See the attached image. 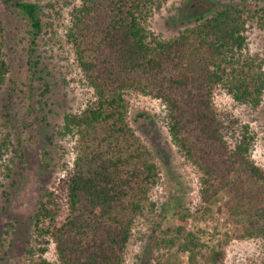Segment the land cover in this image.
Here are the masks:
<instances>
[{"label":"trees","instance_id":"16d2710c","mask_svg":"<svg viewBox=\"0 0 264 264\" xmlns=\"http://www.w3.org/2000/svg\"><path fill=\"white\" fill-rule=\"evenodd\" d=\"M2 1L24 23L15 43H23L24 72L20 87L9 85L3 102L7 131L0 137V159L15 134L17 149L12 151L22 161L26 137L38 119L35 106L44 104L49 92L36 53L43 21L35 3ZM165 1L79 0L71 10L64 41L92 98L77 113L64 116L62 128L72 137L75 153L65 174L50 190L43 189L37 201L32 245L22 248L30 264L123 263L132 228L153 207L160 179L148 149L127 122L131 93L163 106L170 143L199 175L201 211L209 212L224 195L220 209L234 224L231 237L210 248L186 230V220L195 214L180 210L175 226L160 230L153 243L163 251L154 264H222L223 246L232 237L264 241V169L251 158L253 137L246 125H237L213 104L216 88L238 104H260L264 71L246 53L253 14L245 7L247 0L230 2L160 39L144 22ZM4 31L0 19V88L10 71ZM15 95L20 110L13 114ZM5 226L8 234L12 225ZM50 247L53 261L44 256Z\"/></svg>","mask_w":264,"mask_h":264},{"label":"rangeland","instance_id":"374dc122","mask_svg":"<svg viewBox=\"0 0 264 264\" xmlns=\"http://www.w3.org/2000/svg\"><path fill=\"white\" fill-rule=\"evenodd\" d=\"M14 1V0H13ZM38 5L43 29L38 38L36 53L42 76L49 92L42 98L44 104L35 106L38 117L26 137L24 158L20 161L12 149L16 148V136L10 137L8 151L0 159V264H30L22 248H29L32 221L37 201L43 189L50 190L71 166L75 144L71 136L64 134L63 119L66 114L80 111L92 98L91 90L84 83L75 66L70 47L64 41L65 27L73 7L79 0H20ZM238 0H166L150 10L145 18L146 29L160 39H169L199 17H206ZM253 19L247 24L246 53L261 63L264 71V0H247L245 4ZM0 19L4 26L7 47L6 60L10 65L8 83L0 88V137L7 131L4 126L3 102L9 85L19 86L24 72L23 43L15 44L24 23L11 4L0 0ZM40 83H36V86ZM12 113L20 110L18 96L12 98ZM127 122L135 135L148 149L151 160L159 171V183L152 195V208L138 218L132 228L131 240L122 264H154L162 250L153 243L159 232L174 227L176 212L188 210L195 218L186 220V230L196 234L210 248L231 237L234 224L226 219L221 208L225 196L221 195L209 212L203 213L198 197L199 175L180 156L170 143L164 126L163 106L155 99L131 93L127 96ZM213 104L217 111L235 118L237 125H246L253 137L252 160L264 169V92L256 108L234 102L223 90L213 91ZM6 127V128H5ZM12 133L17 131L9 129ZM6 193V194H4ZM6 224L12 229L8 234ZM176 248L171 252L175 253ZM222 264H264V241L238 240L235 238L223 246ZM185 261V254H178ZM45 258L54 260L52 247Z\"/></svg>","mask_w":264,"mask_h":264}]
</instances>
